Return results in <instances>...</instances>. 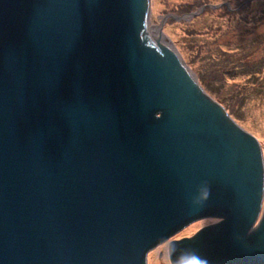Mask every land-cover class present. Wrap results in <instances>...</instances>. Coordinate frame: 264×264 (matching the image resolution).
Returning a JSON list of instances; mask_svg holds the SVG:
<instances>
[{"label": "water", "instance_id": "1", "mask_svg": "<svg viewBox=\"0 0 264 264\" xmlns=\"http://www.w3.org/2000/svg\"><path fill=\"white\" fill-rule=\"evenodd\" d=\"M151 2L0 0V264H149L204 219L171 264H264L262 146Z\"/></svg>", "mask_w": 264, "mask_h": 264}, {"label": "rangeland", "instance_id": "2", "mask_svg": "<svg viewBox=\"0 0 264 264\" xmlns=\"http://www.w3.org/2000/svg\"><path fill=\"white\" fill-rule=\"evenodd\" d=\"M151 3L152 26L159 27L169 16L163 26L164 34L203 88L211 83L219 87L212 95L207 93L259 140L264 154V0ZM219 222L204 219L193 223L151 252L148 263L171 264V242L191 238Z\"/></svg>", "mask_w": 264, "mask_h": 264}, {"label": "bare ground", "instance_id": "3", "mask_svg": "<svg viewBox=\"0 0 264 264\" xmlns=\"http://www.w3.org/2000/svg\"><path fill=\"white\" fill-rule=\"evenodd\" d=\"M151 22V21H150ZM148 23V32L152 35V36H154L155 38H157V36H158V34H159V32H158V27H156V26H152V23ZM163 40V39H162ZM164 41V40H163ZM165 42V41H164ZM153 254V253H152ZM152 254H150V256H149V263H150V261H151V256H152Z\"/></svg>", "mask_w": 264, "mask_h": 264}, {"label": "trees", "instance_id": "4", "mask_svg": "<svg viewBox=\"0 0 264 264\" xmlns=\"http://www.w3.org/2000/svg\"><path fill=\"white\" fill-rule=\"evenodd\" d=\"M204 89H205L206 92L210 93V95H212V92H214L215 90H218L219 91V87H217L216 85H214L212 83L209 84L207 87L204 86Z\"/></svg>", "mask_w": 264, "mask_h": 264}]
</instances>
